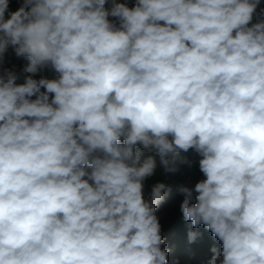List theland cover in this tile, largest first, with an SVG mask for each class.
<instances>
[{
	"label": "clouds",
	"instance_id": "9594fccd",
	"mask_svg": "<svg viewBox=\"0 0 264 264\" xmlns=\"http://www.w3.org/2000/svg\"><path fill=\"white\" fill-rule=\"evenodd\" d=\"M16 2L0 0V264H170L159 209L190 151L187 243L203 226L219 246L202 264H264V0Z\"/></svg>",
	"mask_w": 264,
	"mask_h": 264
},
{
	"label": "trees",
	"instance_id": "16d2710c",
	"mask_svg": "<svg viewBox=\"0 0 264 264\" xmlns=\"http://www.w3.org/2000/svg\"><path fill=\"white\" fill-rule=\"evenodd\" d=\"M17 7L18 4L16 0H11L10 8L15 10ZM26 63V60L23 58H17L12 49L9 48L8 53L6 54V67L15 66L16 71L22 73V69ZM42 75L52 78L54 74L45 71L42 73ZM18 82H23V76H21V79ZM187 155L189 159L193 161L192 167H182L181 173L172 176L168 180V183L172 186V194L159 209V215L167 211H169L171 214L169 222H167L163 227V233L167 237L168 245L173 249L170 256V264L176 260H179V264H202V261L209 258L211 255L209 252L210 246L213 243H216L217 246H219V242L215 241L214 238L211 237L210 233L203 229V226L198 229V231L202 233L201 238L198 239L195 244L189 245L187 243V226L182 219V214L179 209V205L183 200V195L180 194L177 189L181 185L194 187L198 180L203 179L202 173H200L198 170L199 158L191 151ZM157 179H163V177L158 176Z\"/></svg>",
	"mask_w": 264,
	"mask_h": 264
},
{
	"label": "rangeland",
	"instance_id": "374dc122",
	"mask_svg": "<svg viewBox=\"0 0 264 264\" xmlns=\"http://www.w3.org/2000/svg\"><path fill=\"white\" fill-rule=\"evenodd\" d=\"M160 216H161V223L164 227L166 225V223L169 222L171 214L169 211H167V212L161 214ZM170 261H171V258H170Z\"/></svg>",
	"mask_w": 264,
	"mask_h": 264
}]
</instances>
